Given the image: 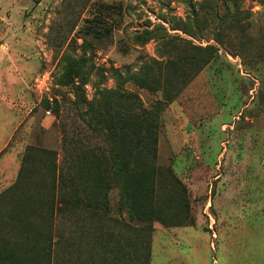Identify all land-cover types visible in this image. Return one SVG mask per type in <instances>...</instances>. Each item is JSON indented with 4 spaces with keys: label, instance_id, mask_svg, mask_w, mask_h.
<instances>
[{
    "label": "rangeland",
    "instance_id": "374dc122",
    "mask_svg": "<svg viewBox=\"0 0 264 264\" xmlns=\"http://www.w3.org/2000/svg\"><path fill=\"white\" fill-rule=\"evenodd\" d=\"M123 223L264 264V0H0V264H124Z\"/></svg>",
    "mask_w": 264,
    "mask_h": 264
},
{
    "label": "trees",
    "instance_id": "16d2710c",
    "mask_svg": "<svg viewBox=\"0 0 264 264\" xmlns=\"http://www.w3.org/2000/svg\"><path fill=\"white\" fill-rule=\"evenodd\" d=\"M86 21H87V23H91L94 20H90V21L86 20ZM95 22L96 23L93 26L94 30L91 32V34L94 37L99 38L102 35H104V33L108 34L111 32V30H106L105 28L100 27V25L103 23V21L101 19L97 18V19H95ZM96 26H99L101 29L99 28V30H96ZM134 142H135V139L132 140V143H134ZM131 147L129 148V150L126 154V156H128V157L132 156ZM50 175H51L50 177L52 179H55V175H56L55 169H53V172ZM50 214H52V210H51ZM123 227L125 230V232H124L125 237H121V238L127 242V245L129 248V252H128L129 253V261H125L124 264H144L146 257L144 254L140 253L141 248L139 247V243L146 245L145 239L148 235V229L147 228H136V227L130 226L126 223H123ZM33 237L36 238V241L38 242L39 237L38 236H33ZM118 237L117 236L110 237V239H114L115 241H118ZM118 248L120 249L122 247L118 246ZM33 251H34V253H36L35 250H33ZM28 253H24V255L21 258H23V262L33 263V259L30 257L32 254L28 255ZM122 257H123V255H122ZM141 258H143V262L139 263ZM133 261L135 263H133ZM16 264H19L18 261L16 262Z\"/></svg>",
    "mask_w": 264,
    "mask_h": 264
}]
</instances>
